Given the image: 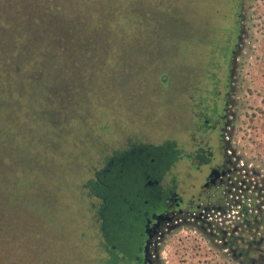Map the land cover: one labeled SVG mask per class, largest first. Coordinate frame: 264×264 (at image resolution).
Masks as SVG:
<instances>
[{"label":"rangeland","instance_id":"obj_1","mask_svg":"<svg viewBox=\"0 0 264 264\" xmlns=\"http://www.w3.org/2000/svg\"><path fill=\"white\" fill-rule=\"evenodd\" d=\"M68 1L73 11L68 15L62 9V13L72 18L69 39L46 30L45 36L55 45L42 52L57 57L59 51H79L91 55V62H72L79 64L77 79L70 77L69 68L60 78L70 87L73 104L59 109L69 125L49 154L52 177L40 175L38 183L33 175L23 176L31 184L23 200H14L6 186L0 188V264H101L100 225L93 221L91 200L81 184L104 166L108 156L111 161L101 171L104 184L110 183V173L133 174L144 168L146 154L140 152L144 143L171 139L191 150L200 139L193 140L198 137V105L209 112L227 108L225 137L243 162L264 170V0H235L229 19L203 15L210 29L205 41L198 40L199 17L191 13L184 36L183 0ZM53 2L0 0L5 7L4 11L0 7V32L7 26L5 15L17 11V32L23 24L35 32L38 19L22 14L37 16L39 5L47 14L61 12ZM17 54L11 53L12 60L0 54V124L9 130L25 123L22 113L28 99L26 93L14 90L13 83L18 76L28 81V73L41 62L33 58L17 62ZM51 65L57 67L55 62ZM17 95L22 97L17 100L20 109L9 115L10 108L2 102ZM63 99L58 96L55 104L62 106ZM15 140L23 144L25 133H16ZM184 169L182 163L175 172ZM159 264L237 263L199 230L182 225L160 242Z\"/></svg>","mask_w":264,"mask_h":264},{"label":"flooded vegetation","instance_id":"obj_2","mask_svg":"<svg viewBox=\"0 0 264 264\" xmlns=\"http://www.w3.org/2000/svg\"><path fill=\"white\" fill-rule=\"evenodd\" d=\"M235 3L183 0L184 36L190 13L199 17L195 29L198 40L205 41L210 29L202 16L214 13L222 20L229 19L234 15ZM226 97L229 99L230 93ZM227 112V108L209 112L198 105V137L193 140L200 139L189 151L171 139L140 145V152L146 154L143 169L148 177L141 184L139 201L133 195V202H127V213L119 215L116 226L120 231H113L111 223L103 218V204L95 213L100 223L93 216L100 225L99 246L110 247L104 255L107 264H159L160 239L167 230L182 225L199 230L237 264H264V170L243 162L225 137ZM110 161L108 156L104 164ZM182 163L185 169L176 173L175 168ZM92 186L89 197L95 200L102 187L101 183L99 189ZM91 206L96 207L95 203ZM158 215L161 218L157 219Z\"/></svg>","mask_w":264,"mask_h":264},{"label":"water","instance_id":"obj_3","mask_svg":"<svg viewBox=\"0 0 264 264\" xmlns=\"http://www.w3.org/2000/svg\"><path fill=\"white\" fill-rule=\"evenodd\" d=\"M67 2V3H66ZM54 6L58 9H61V12H55L54 14L50 12V14L45 13L43 10V5H39L38 7V13L37 16L34 14V12H25L22 14V16L25 17V19H32V18H37L38 22L36 23L37 29L35 32L32 30H29L25 24H23V30L20 32L16 30V26H18V18L20 17V12L17 11V14H8L5 15V22L7 26L3 27L0 32V54L4 57H7L9 60H12L11 53L13 51H17V62L26 60L27 58L32 57V55H36L35 52L39 51L41 47H51L54 46L55 44L53 43V40L50 39V37L45 36V31L46 30H55L59 35H62L66 39H69L67 34V29L73 28L72 26V18L67 16L65 13H62L63 10H66L68 15L71 14V11H73L72 8V3L71 1L68 0H54L53 2ZM2 9V6H0ZM5 7L3 6L2 11H4ZM63 9V10H62ZM9 9H6V11ZM32 14V15H31ZM29 15V16H28ZM23 17V18H24ZM28 17V18H27ZM69 17V18H68ZM98 35V33L96 34ZM19 38V39H18ZM240 31L237 35L238 41L240 40ZM17 39L19 40V44H15L17 42ZM21 39V40H20ZM65 39V40H66ZM83 45V44H82ZM69 46H71L72 49L75 48L73 44L69 43ZM74 46V48H73ZM76 47H78L76 45ZM80 49V47H78ZM75 50V49H74ZM81 50V49H80ZM83 53H80L79 51L77 53H67L64 51H59L57 58L58 60H55V57L52 58L50 57V54L44 52L43 54H40L42 59L39 61V68L40 71L38 72L40 75V82L38 85H41L44 90L46 89V83L49 82H54L57 84L56 87L54 88H61L65 90L64 87H61V84L59 82L61 76L64 74L65 69L69 68V75L70 77H73L74 79H77L75 74H77L80 70L78 69L79 64H83V58L84 57ZM232 60L235 62L236 60V51L232 52ZM78 61V66L72 65V62ZM27 61V60H26ZM56 63V68L52 69V63ZM17 66V65H16ZM18 67V66H17ZM16 67V68H17ZM42 70V71H41ZM233 71V70H232ZM31 76V75H30ZM29 76V77H30ZM25 80V79H24ZM27 86L31 87L28 89L27 95V109L31 110V106L29 108L30 102L33 101L32 96H35L38 94L37 88L32 87L31 83L27 82ZM22 85L19 83L17 86L18 92L21 93L22 91ZM40 90V89H39ZM41 92V90H40ZM30 93V94H29ZM43 93V92H41ZM50 102V100H49ZM11 168H8L5 170V172H0V188L4 186L5 189L9 190V194L13 196L12 198L15 200V198L18 200H23L28 192V189L31 187V184L28 180H26L23 177H17L12 173L10 170ZM110 183L107 182L104 184V182H101V186L104 187L99 191L98 197L101 199L100 201L94 200L90 198L91 200V205L95 203V205L98 204H103L105 202L104 200L106 198L110 199L108 205L106 206V213L103 216V218H106L109 223H111V228L112 230H119L120 227L116 226V224H119V215H123L127 213V202H131L132 199L131 197L135 195L138 198L140 196V191L142 190L141 184L143 183L144 179H146L148 176L145 173V170L143 168H138L133 174H127L123 170L118 171V173H110ZM86 184V183H85ZM84 186V184L81 185ZM105 192H108L110 194L109 197H105ZM108 194V195H109ZM128 198V199H127ZM36 202V201H35ZM33 204H37V202ZM133 202V201H132ZM126 203V204H124ZM94 208V207H92ZM155 215H153L154 217ZM157 219L161 218V215L156 216ZM173 227L172 229H174ZM171 230H167L166 234H168ZM164 234V235H166ZM163 236V235H161ZM163 239H160V242Z\"/></svg>","mask_w":264,"mask_h":264},{"label":"trees","instance_id":"obj_4","mask_svg":"<svg viewBox=\"0 0 264 264\" xmlns=\"http://www.w3.org/2000/svg\"><path fill=\"white\" fill-rule=\"evenodd\" d=\"M186 32H188V30ZM42 50L43 47H41L39 51L35 52L36 55L33 54L32 57H30L29 59L33 58L32 60H34L35 62H39L44 56ZM40 54H43V56L41 57ZM54 56L50 55L51 58H53ZM83 56L84 57L82 58L84 60L82 63L89 65L91 62V55ZM55 60H58V58L55 57ZM39 71L40 69L38 65L36 66L35 70H31L28 73H31V76L29 75L30 77H28V81L24 80L22 76H18L15 79V83H13L14 90H18L17 86L19 85V83H21V85L23 86L21 93H26V95L28 89L31 88L27 86V82L31 83L32 87L37 88L38 94L32 96L31 99H33V101H31L29 105V108L31 106L34 107H32L31 110L27 109L26 112L22 113V119L25 121V123H23V125H21L20 127H16V129L12 128L11 130H9V128H4L3 123L0 124V172H5L6 169L11 168L10 170L17 177H23L27 175L35 176V178L33 179L35 182H38L40 180V178H38L40 177V175H43L45 177H52L53 175L52 167L54 166V164L53 159L49 154L50 151H54L53 148L55 147L56 140L59 139L60 136H63L64 132L65 135L67 134V125H69V122H67V115L61 114V111L59 109H62L63 111L64 108H68L73 104V102L71 101L72 95H70V87L64 81H61V79L59 80V82L61 81V87H64L65 90L61 88H54L57 86V84L52 81L46 83L47 87L45 90L41 85H38L41 80L40 75L38 73ZM9 74L10 73H8V76ZM162 78H164V76ZM78 86H80V88L83 90L85 89V86ZM39 89L43 93H41ZM9 91L11 92L12 90L9 89ZM58 96L64 97L62 106L55 104V100ZM21 98L22 97L17 95L15 98H13L15 100L9 99L10 102L7 100L6 102H2V105H5L7 108H10L7 112L9 113V115L10 113H12L13 110L19 111L18 109H20L21 102L17 100L20 99L21 101ZM6 116L9 117L8 115ZM19 131L25 133L26 141H23V144L22 142L15 140V134ZM65 135L63 137H65ZM102 168L100 170L95 171L93 177H91L86 182L82 183L84 184V186L82 187L85 190L87 196H90L89 194H91L89 189L93 185L92 182L100 186V182L97 178H101ZM98 185H94L92 187L98 188ZM96 199L101 203V200H99L98 197H96ZM99 206L100 204L96 205V207L92 209L93 212L95 210L93 216L96 213V209H100ZM95 218H97L98 223H100V218H98V216ZM95 218H93V221H95ZM108 248H110L108 245L101 247V251L104 255L108 253ZM107 259L108 257L103 258L101 264H107Z\"/></svg>","mask_w":264,"mask_h":264}]
</instances>
